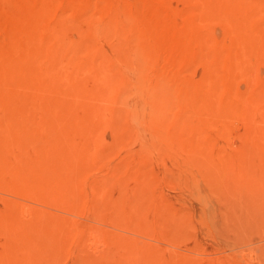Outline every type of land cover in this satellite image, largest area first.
Segmentation results:
<instances>
[{
    "label": "rangeland",
    "instance_id": "1",
    "mask_svg": "<svg viewBox=\"0 0 264 264\" xmlns=\"http://www.w3.org/2000/svg\"><path fill=\"white\" fill-rule=\"evenodd\" d=\"M10 1L0 63L45 49L56 66L39 58L40 76L2 87L24 107L6 108L0 90V264H264V0H127L135 20L157 16L178 47L184 133L197 136L182 145L162 140L148 105L127 123L147 87L113 58L120 80L89 65L94 46L111 55L113 41L85 35L66 2L26 25L38 0ZM40 168L52 183L79 179L82 211L57 262L37 228L59 212L40 196Z\"/></svg>",
    "mask_w": 264,
    "mask_h": 264
},
{
    "label": "bare ground",
    "instance_id": "2",
    "mask_svg": "<svg viewBox=\"0 0 264 264\" xmlns=\"http://www.w3.org/2000/svg\"><path fill=\"white\" fill-rule=\"evenodd\" d=\"M58 1L67 3L65 7L68 11L73 12L78 19L77 24L84 27L82 29H84L85 35L94 38L101 33L105 39L113 41L114 46L111 48V55L102 46L93 44L96 50L90 66L100 68L102 65H106V70L113 71L120 80L119 74L121 75L123 71L112 63L115 59L116 62L124 63L127 71L133 72L135 76L139 77L137 83L133 84L134 87L138 89L147 87V97L134 102L140 104L133 110L134 112L125 113L127 123L130 122L132 125L140 123L143 107L148 105L153 112L152 122L157 126L156 128L164 142L176 138V141L182 145L197 140L194 133H184L183 124L187 117V108H182L184 90L183 83L178 76L176 62L180 53L178 54L177 45L171 44L169 32L162 24H159L158 17L151 14L143 15L142 18L151 23L147 27L144 26L132 17L127 0H117L116 2L115 0H38L34 4V10L29 14L32 17L26 18L24 23L26 25L28 23L34 25L45 23L47 14L51 11L49 7L56 5ZM13 6L10 0H0V14L4 13L6 17L12 13L14 15ZM3 19L5 18L0 20ZM5 25L8 26V24ZM79 56L84 57V53H80ZM39 58H46L48 62H52V68L56 66L53 54L45 51V49L36 50L33 53L25 52L18 58L11 57V55L5 56L3 62L0 63V90H3V86L24 85L23 80L28 75L40 76V71L33 68L35 62L37 66ZM153 71L156 73L155 75H147ZM54 73L51 75L44 74L41 79L50 78L55 75ZM146 79L147 84L145 86ZM103 83L108 84L106 80ZM98 92L99 103L103 105L102 103L107 100L105 87L100 88ZM130 98L131 94H128V87L126 89L122 82L119 87L117 103L126 108L131 105ZM1 99L6 108L24 107L27 104L20 96L5 91L1 95ZM37 175L44 183L40 195L42 200L60 212L52 214L51 218H47L48 229L45 228L44 223L36 226L46 232L43 242L45 255L51 254V258L57 262L60 252L64 245L66 246L67 239L75 233L73 227H68L67 221L82 211L81 200H79L80 188L77 184L79 179L76 180L77 175H69L66 172L65 176H61L56 183H52L53 181H50L49 178L51 172L44 168L37 170ZM19 205L24 207L23 203H19ZM61 236L65 237L66 240H62Z\"/></svg>",
    "mask_w": 264,
    "mask_h": 264
}]
</instances>
